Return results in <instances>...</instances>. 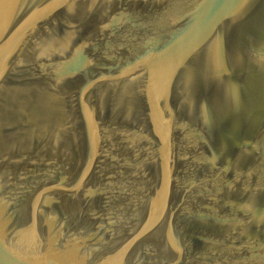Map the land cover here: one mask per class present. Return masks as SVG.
<instances>
[{"label":"water","instance_id":"obj_1","mask_svg":"<svg viewBox=\"0 0 264 264\" xmlns=\"http://www.w3.org/2000/svg\"><path fill=\"white\" fill-rule=\"evenodd\" d=\"M0 264H264V0H0Z\"/></svg>","mask_w":264,"mask_h":264}]
</instances>
